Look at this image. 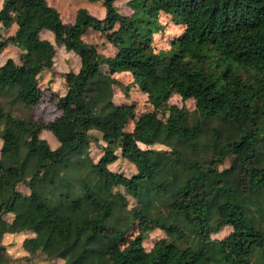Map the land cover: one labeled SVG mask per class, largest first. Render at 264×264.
Segmentation results:
<instances>
[{"label":"trees","instance_id":"obj_1","mask_svg":"<svg viewBox=\"0 0 264 264\" xmlns=\"http://www.w3.org/2000/svg\"><path fill=\"white\" fill-rule=\"evenodd\" d=\"M116 1L67 0L65 22L49 0H0V22L8 27L11 17L23 34L18 57L0 63V249L7 234L34 235V262L264 264V184L255 187L264 177V0H143L155 30L159 12L185 23L160 52L144 27L125 32ZM95 4L102 18L86 8ZM88 28L106 32L113 56L82 41ZM8 44L0 38V54ZM58 48L78 63L60 72L65 92L50 93L61 113L40 130L55 139L51 146L26 124L49 89L40 80L57 74ZM163 62L171 63L164 102ZM102 66L132 72L148 94L154 110L131 132L124 127L135 105L116 102L115 87L126 96L127 88ZM172 94L193 107L169 104ZM156 109L169 110L167 118ZM137 138L162 148L143 149ZM100 139L94 159L91 142ZM119 158L134 166L131 175L109 167ZM134 226L139 233L121 247ZM154 229L165 237L147 249Z\"/></svg>","mask_w":264,"mask_h":264},{"label":"rangeland","instance_id":"obj_2","mask_svg":"<svg viewBox=\"0 0 264 264\" xmlns=\"http://www.w3.org/2000/svg\"><path fill=\"white\" fill-rule=\"evenodd\" d=\"M72 1V0H71ZM81 0H78L80 2ZM51 4L57 5L61 8V17L63 21L69 22L72 18V13L67 5V0H49ZM91 4V2H88ZM84 4V3H81ZM115 4L118 7L119 13L128 18L124 23L123 28L125 32L136 33L139 26L144 27L149 36L150 46L154 52H160L167 50L172 41L181 36L185 31V23L179 15L173 12H159L155 18L158 24L161 26L155 30L150 26L149 22L144 19L147 17L146 9L143 4V0H117ZM84 6V5H81ZM86 8L95 16L102 18L104 16L103 8L99 4L89 5ZM121 25L116 23L114 28L119 29ZM41 37H49L47 32H43ZM0 38L9 39V44L3 49L0 54V63L4 62L6 58L12 57L17 58L21 51V48L17 45L23 39V34L19 32L17 24L10 17V26L6 27L0 22ZM82 41L96 47L98 53L105 56H113L116 52V48L106 40V32L97 31L92 28H88L82 35ZM78 60L76 56L70 52H66L60 48L56 51L55 56V68L57 74L54 75L52 81L49 82L48 78L51 76L50 73L42 77L41 85L46 87L49 85V89L45 90L40 103L34 108L32 113V119L26 124V129L30 134L41 131L40 136L46 138L51 146L56 145L55 139L46 130H40L44 124L54 120L58 117L61 111L56 107L55 99L50 98L51 91H56L59 94L65 92L62 77L60 72H64L68 69H76ZM170 62H163L156 67L157 72L160 74L161 79L164 81V87L159 91L157 98L160 101H165V96L168 93L169 85L166 84L167 73L170 68ZM104 72L110 73L112 77L118 80V84L121 88H127L128 95H123L119 90V87H115V100L116 102L131 101L134 103L133 116L129 119L127 125L124 127V131L131 132L134 129V122L140 114L154 110L151 103L148 101V94L140 88L138 82L135 81V77L132 72L120 71L110 72L109 68L102 66ZM95 102L100 100L99 95L93 96ZM169 104H177L182 106L186 105L188 108L193 107L192 100L182 101L178 94H172L168 99ZM158 117L165 120L169 114V110L156 109ZM136 143L141 148H162L161 145L153 143H147L141 139H136ZM1 144V142H0ZM104 141L101 139L98 141L91 142V155L94 159H97L101 153V145H104ZM109 167L115 171L122 172L126 175H131L135 170L134 166L125 159L119 158L114 163L110 164ZM264 184V177L259 179L255 187H260ZM55 226L58 224L55 222ZM231 230V227H225L222 231L214 234L213 237L222 238ZM140 231L139 226H134L126 235L124 243L121 247H124L128 241L133 239ZM161 237H165V233L160 229L151 230L148 233L147 238L143 240L144 246L149 249L153 243ZM34 235L31 236H20L16 237L13 234H7L3 236L2 242L7 245L6 249H0V263L4 260H8V264H62L60 259H51L45 261L47 258L43 256L38 262H34L30 257L32 255ZM37 257V256H35Z\"/></svg>","mask_w":264,"mask_h":264}]
</instances>
